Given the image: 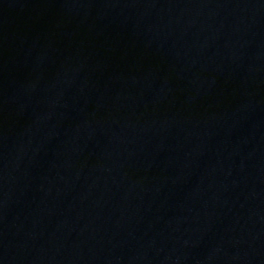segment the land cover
<instances>
[{
	"label": "water",
	"instance_id": "obj_1",
	"mask_svg": "<svg viewBox=\"0 0 264 264\" xmlns=\"http://www.w3.org/2000/svg\"><path fill=\"white\" fill-rule=\"evenodd\" d=\"M0 264H264V0H0Z\"/></svg>",
	"mask_w": 264,
	"mask_h": 264
}]
</instances>
